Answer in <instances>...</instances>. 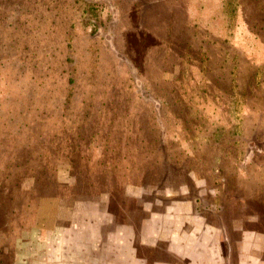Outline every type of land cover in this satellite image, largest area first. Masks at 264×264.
Wrapping results in <instances>:
<instances>
[{"label":"rangeland","instance_id":"1","mask_svg":"<svg viewBox=\"0 0 264 264\" xmlns=\"http://www.w3.org/2000/svg\"><path fill=\"white\" fill-rule=\"evenodd\" d=\"M187 21L0 0V264H264V65Z\"/></svg>","mask_w":264,"mask_h":264},{"label":"crops","instance_id":"2","mask_svg":"<svg viewBox=\"0 0 264 264\" xmlns=\"http://www.w3.org/2000/svg\"><path fill=\"white\" fill-rule=\"evenodd\" d=\"M181 1L190 29L196 32L199 40H205L212 45L207 50L223 49L227 50L228 55L234 51L243 59V64L255 68L264 65V28L255 27L254 30L253 27L245 25L244 18H247V14L239 10V0H234L233 5L232 0ZM227 56L225 58L223 55L218 60H222L223 66L226 63L229 67L231 59ZM201 58L200 65L215 61L205 54ZM227 73L230 75L228 71Z\"/></svg>","mask_w":264,"mask_h":264}]
</instances>
